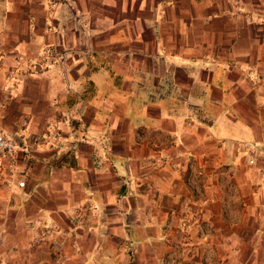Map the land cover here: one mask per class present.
Masks as SVG:
<instances>
[{
    "label": "crops",
    "instance_id": "obj_1",
    "mask_svg": "<svg viewBox=\"0 0 264 264\" xmlns=\"http://www.w3.org/2000/svg\"><path fill=\"white\" fill-rule=\"evenodd\" d=\"M47 1L0 0V131L43 134L0 176V264H264V0Z\"/></svg>",
    "mask_w": 264,
    "mask_h": 264
},
{
    "label": "built area",
    "instance_id": "obj_2",
    "mask_svg": "<svg viewBox=\"0 0 264 264\" xmlns=\"http://www.w3.org/2000/svg\"><path fill=\"white\" fill-rule=\"evenodd\" d=\"M57 3L55 0H48L47 6L50 11H52ZM240 14V13H238ZM49 23H45V28H49ZM38 54V55H37ZM35 60L31 61L26 58V56L18 55L14 62L13 67L9 69L7 73V79L10 82V87L7 89V93L13 91L17 84L22 83L24 78L33 74V70L38 69L40 73L44 72L48 67L56 62V54L54 49L51 46L42 47L37 53ZM36 68V69H35ZM58 136V132L54 133V138ZM169 143L174 146L177 143L176 138L171 137ZM29 145L25 142H22L20 145L15 142L11 137H9L5 132L0 131V176L5 178H13L15 176V166L18 158V154L21 152L25 155L29 153ZM241 150L247 155L248 160L247 164H253L254 154L252 153L251 146L248 144H241ZM188 170L191 171L189 177V182L192 184L196 183L195 177V165L193 162H190L187 166ZM195 175H194V174ZM7 180V179H6ZM17 188H22L24 186L23 182H18L16 184ZM87 211V207L83 206L80 210V215H83ZM82 217V216H81ZM80 216L74 218V222H80L82 220ZM170 227L169 224L165 225V229ZM55 227L46 228L41 232L42 236H46L50 232L55 231ZM36 241V240H35ZM177 247H171L169 254H172Z\"/></svg>",
    "mask_w": 264,
    "mask_h": 264
},
{
    "label": "rangeland",
    "instance_id": "obj_3",
    "mask_svg": "<svg viewBox=\"0 0 264 264\" xmlns=\"http://www.w3.org/2000/svg\"><path fill=\"white\" fill-rule=\"evenodd\" d=\"M61 0H55V2L57 3V4H59V2H60ZM56 6H58V5H56ZM54 24L55 23H53L52 21L50 22V24H48L49 25V28L50 27H52V28H54ZM52 48H53V46H51ZM54 49V48H53ZM54 51H55V54H56V61H58V59H60L59 58V55H58V53H57V51L54 49ZM38 55V54H37ZM37 55H31V56H26V58L28 59V60H31V61H33V60H35L36 59V57H37ZM13 67V64H11L10 66H9V68H8V70L6 71V76H7V73H8V71H9V69L10 68H12ZM36 69V68H35ZM33 73L35 72V73H40L39 72V70L38 69H36V70H33L32 71ZM31 76V75H30ZM30 76H28V77H30ZM28 77H26V78H24V80L25 79H27ZM25 123V121L24 120H22V122H21V125H23ZM55 132H58V136H56L55 138H54V133ZM43 134H30V135H28V136H26L25 137V139L23 140V141H20V143H18L19 145L22 143V142H25V143H27L28 145H29V153L27 154V155H29L31 152H32V150H33V146L35 145V144H37V143H40V142H42L43 141ZM49 141H51V142H53V141H56V140H58L60 137H61V135H60V132L59 131H57V130H54L49 136ZM47 137V138H48ZM27 155H25V154H23V153H19L18 154V158H17V162H16V165H17V163H18V161L19 160H21L22 158H23V156H27ZM16 167V166H15ZM5 179H7L8 181H12L13 180V178H5ZM24 187V186H23ZM22 187V188H23Z\"/></svg>",
    "mask_w": 264,
    "mask_h": 264
}]
</instances>
